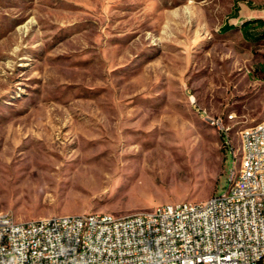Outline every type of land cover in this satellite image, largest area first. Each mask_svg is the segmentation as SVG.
Wrapping results in <instances>:
<instances>
[{
  "label": "rangeland",
  "instance_id": "obj_1",
  "mask_svg": "<svg viewBox=\"0 0 264 264\" xmlns=\"http://www.w3.org/2000/svg\"><path fill=\"white\" fill-rule=\"evenodd\" d=\"M248 19L264 0H0L2 208L123 217L224 192L264 119ZM231 113L229 136L206 116Z\"/></svg>",
  "mask_w": 264,
  "mask_h": 264
},
{
  "label": "built area",
  "instance_id": "obj_2",
  "mask_svg": "<svg viewBox=\"0 0 264 264\" xmlns=\"http://www.w3.org/2000/svg\"><path fill=\"white\" fill-rule=\"evenodd\" d=\"M227 134L222 115H206ZM241 170L205 201L165 203L106 225L103 213L17 221L0 203V264H264V125L241 131Z\"/></svg>",
  "mask_w": 264,
  "mask_h": 264
},
{
  "label": "bare ground",
  "instance_id": "obj_3",
  "mask_svg": "<svg viewBox=\"0 0 264 264\" xmlns=\"http://www.w3.org/2000/svg\"><path fill=\"white\" fill-rule=\"evenodd\" d=\"M234 114L235 113H231V114H228L227 116H228V118H231ZM211 123L213 125L217 126L215 120L212 119ZM259 125H264V119H262L261 121L255 123L253 125H249V126L243 128L241 131L248 130L251 127H259ZM232 126L233 125H227V131L231 130ZM244 154H246V142H245V140H242V156H241V161H240V167L237 170H241L242 169ZM233 170H236V169H233ZM96 213H100V212H96ZM104 215L105 216H112V218H106V225H114V220H126V216L117 217V216H114V215H112L110 213H104Z\"/></svg>",
  "mask_w": 264,
  "mask_h": 264
},
{
  "label": "crops",
  "instance_id": "obj_4",
  "mask_svg": "<svg viewBox=\"0 0 264 264\" xmlns=\"http://www.w3.org/2000/svg\"><path fill=\"white\" fill-rule=\"evenodd\" d=\"M246 21H248V23H249V25L248 26H251L252 24H254V23H261V24H263L264 25V20L262 19V20H258V21H252V20H250V19H248V20H246ZM254 22V23H253ZM243 23V22H242ZM241 26V25H240ZM236 27H234V25H231V24H226L224 27H223V29H225V30H230V29H235ZM250 29V28H249Z\"/></svg>",
  "mask_w": 264,
  "mask_h": 264
},
{
  "label": "trees",
  "instance_id": "obj_5",
  "mask_svg": "<svg viewBox=\"0 0 264 264\" xmlns=\"http://www.w3.org/2000/svg\"><path fill=\"white\" fill-rule=\"evenodd\" d=\"M248 25H249L248 21H245V22H243L241 24L242 31L244 33H247V34H248V31H249V26Z\"/></svg>",
  "mask_w": 264,
  "mask_h": 264
}]
</instances>
